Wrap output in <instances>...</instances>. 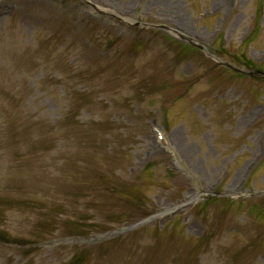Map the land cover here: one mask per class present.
<instances>
[{
    "label": "rangeland",
    "instance_id": "obj_1",
    "mask_svg": "<svg viewBox=\"0 0 264 264\" xmlns=\"http://www.w3.org/2000/svg\"><path fill=\"white\" fill-rule=\"evenodd\" d=\"M255 71L264 0H0V264H264Z\"/></svg>",
    "mask_w": 264,
    "mask_h": 264
}]
</instances>
